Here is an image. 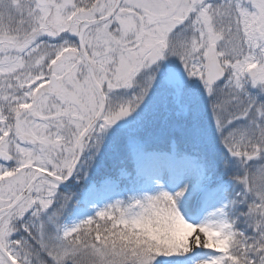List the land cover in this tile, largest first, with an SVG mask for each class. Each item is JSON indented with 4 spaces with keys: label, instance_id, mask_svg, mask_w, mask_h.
Returning <instances> with one entry per match:
<instances>
[{
    "label": "snow or ice",
    "instance_id": "1",
    "mask_svg": "<svg viewBox=\"0 0 264 264\" xmlns=\"http://www.w3.org/2000/svg\"><path fill=\"white\" fill-rule=\"evenodd\" d=\"M0 264H264V0H0Z\"/></svg>",
    "mask_w": 264,
    "mask_h": 264
}]
</instances>
